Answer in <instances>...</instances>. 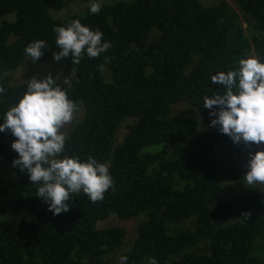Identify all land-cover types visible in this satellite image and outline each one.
Wrapping results in <instances>:
<instances>
[{
  "label": "trees",
  "instance_id": "16d2710c",
  "mask_svg": "<svg viewBox=\"0 0 264 264\" xmlns=\"http://www.w3.org/2000/svg\"><path fill=\"white\" fill-rule=\"evenodd\" d=\"M72 1L0 0V116L26 86L6 85L7 74L26 62L53 65L62 87L71 77L77 105L65 153L107 163L114 185L96 202L73 194L70 210L54 216L27 170L12 166L15 138L0 132V162L17 178L0 189V264H112L132 219L127 264H264V192L247 186L234 200L228 184L223 191L226 180L245 181L248 146L212 127L203 107L224 91L212 75L242 58L264 60V0H116L98 14L55 19ZM73 20L98 28L111 47L78 64L56 61L53 29ZM34 40L48 45L38 61L25 54ZM113 216L117 224L99 228Z\"/></svg>",
  "mask_w": 264,
  "mask_h": 264
},
{
  "label": "clouds",
  "instance_id": "9594fccd",
  "mask_svg": "<svg viewBox=\"0 0 264 264\" xmlns=\"http://www.w3.org/2000/svg\"><path fill=\"white\" fill-rule=\"evenodd\" d=\"M89 11L98 14L101 0H93ZM53 31L59 48L53 54L56 61L71 56L72 63L78 64L83 55L97 57L111 47L102 31L93 30L80 20ZM47 47L46 41L34 40L25 48V54L38 61ZM59 80L60 76L51 74L27 80L22 96L0 116V132L7 130L15 138L11 148L18 155L12 166L27 170L29 180L37 185L36 196L43 199L54 216L70 210L73 194L83 192L96 202L114 185L107 163L92 156L84 159L65 153L69 137L62 129L73 121L77 105L67 91L71 77H64L66 87ZM211 81L222 85L224 91L203 98V107L214 117L210 125L219 126V132L229 136L234 144L251 147L264 143V60L255 56L242 58L235 68L212 75ZM4 92L5 87L0 85V95ZM247 169L244 178L248 185H264V150L249 152ZM127 261V256L120 257V264Z\"/></svg>",
  "mask_w": 264,
  "mask_h": 264
},
{
  "label": "rangeland",
  "instance_id": "374dc122",
  "mask_svg": "<svg viewBox=\"0 0 264 264\" xmlns=\"http://www.w3.org/2000/svg\"><path fill=\"white\" fill-rule=\"evenodd\" d=\"M102 1H104V3L101 5V7L104 5H114L116 0H101V2ZM218 1H220V0H200V3L203 6H210V5H213L214 3H217ZM226 1H228L231 5L234 4V2L232 0H226ZM92 2H93V0H85V1L74 0L72 2H69L65 5V7L61 11H57L58 12L57 15L62 14L63 17L62 18H55V19L65 21L70 17V15H73V14L78 15L81 13H85L89 10L90 4ZM54 13L55 12H52V16H53L52 18H54ZM47 63L56 64V62H54V61L47 62ZM57 71H60V70L56 69L53 65H47L43 69L36 70L30 62H26L17 71L7 74L5 77V83H6V85L9 86V85H12V84L17 83V82H26L27 80H30L33 77L43 78V77L47 76L48 74L53 75V72H57ZM182 106H185V105L183 104V105L179 106V111L185 110V108ZM74 118L78 119L76 117H74ZM75 119H73V121L71 123L65 125L63 131H65L66 134L69 131V127H71L74 124ZM126 133H127V129L124 126L120 131V134L118 137L119 141L122 140V138L124 137V135ZM250 150L252 152H255L257 150H264V143L260 144L259 146H257V145H252L251 147L248 146V153L250 152ZM16 180H17V178L13 172V169H12L10 163L0 162V189L4 184H6V183L9 184V182L14 183ZM227 184H228V188H230L236 194L234 200L237 198L239 192L247 186L257 188L258 191L264 192V190H263L264 185H260V184L248 185L246 180L241 181V182H233V181L226 180L223 182V191H224V186L226 187ZM118 222L119 221H118L117 217L113 216L109 220H107L106 222H101L99 224V228L108 227L110 223H112V225H115ZM137 225H138L137 219H132V220H129L126 222V226L130 232L132 231L131 232L132 234H130L127 238L126 242L128 243V245L125 244L124 247H122L120 250H118L117 255L112 254L114 256H110V259L113 260L112 264H120L121 253L127 251L130 248V246H132V244L134 243L133 240L136 238L135 234H136V230H137ZM130 242H131V244H130ZM254 254L256 256L263 257L262 254L260 253V250H256L254 252Z\"/></svg>",
  "mask_w": 264,
  "mask_h": 264
}]
</instances>
